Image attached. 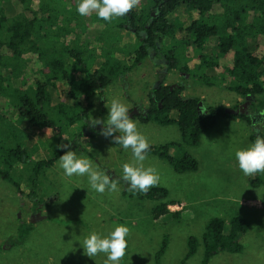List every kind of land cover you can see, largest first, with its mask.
Segmentation results:
<instances>
[{"label": "rangeland", "instance_id": "obj_1", "mask_svg": "<svg viewBox=\"0 0 264 264\" xmlns=\"http://www.w3.org/2000/svg\"><path fill=\"white\" fill-rule=\"evenodd\" d=\"M78 2L79 0H62L64 8L74 13ZM37 5L35 1L34 11L37 10ZM151 7L152 0H140L136 10L144 16L151 12ZM197 18L198 12L186 6L179 7L169 17V21L177 27L178 33L174 37L164 39L160 52L162 57L158 59L153 54L135 67L124 80H117L104 89L103 95L93 101L90 114V122L92 119L104 120L108 115L106 103H110L112 98L120 99L129 106L130 118L138 121L140 132L148 139L151 146L177 143L181 146L172 149L173 156L180 158L188 154L198 161V171L185 173H177L171 165L157 156L150 155L145 161L146 167H154L160 175L157 186L168 189V200L175 201L179 205L171 210L182 211L181 220L167 225L156 224L152 220V210L158 202L132 198L123 180H120L117 192L97 194L90 188L85 177L72 179L64 177L58 167L59 161L45 169L38 179L35 188L36 199L43 200L46 205H43L40 214L34 217V201L29 196L31 190L33 191L32 184L28 181L30 172L28 170L26 173L21 169L22 165L18 164L15 169L25 178L21 184V194L12 183L0 178V247L3 248L0 252V264H105L106 258L103 255H98L94 259L86 256L75 239L82 240L91 232L107 235L112 227L118 224L130 228L129 246L121 264H155V255L160 250L166 235L169 236V244L162 264H182L188 253L187 243L190 237L201 239L207 223L213 218L229 222L236 216L243 217L249 224L248 232L240 237V242L244 246L243 252L220 253L210 264H264V185L260 187L253 185L252 181L256 175L245 176L239 170L234 158L235 150L254 143L251 140L252 136L255 139L264 137L263 116L260 117L262 119L257 125H253V119L249 124L223 118L214 128L203 133L199 146L184 144L182 134L176 125L142 123L135 118L138 116L137 113L140 114L149 107L151 90L160 84L163 74L167 76V85L175 87L180 85L185 88L184 97L201 99L202 109L205 111L208 107L223 106L232 109L234 105L245 101L244 98L231 92L227 84L220 85L219 80L218 84L211 87L192 76L193 68L200 66V54L207 58L218 57V52L213 48L216 44L215 40L210 41L209 46L203 50L188 44L192 39L183 30ZM75 21L77 25L81 21L83 28L76 31L77 35H72V39L75 40H70L71 34L66 37L67 46L78 48L90 45L91 50L96 49L95 56L98 60H92L96 67L100 64L99 54L102 50L112 51L113 58L124 66L133 63L131 54L140 48L141 41L136 37L135 31L117 28L121 19L115 20L108 26L95 14L87 18L79 17ZM75 21H72V26H75ZM86 34L88 36H85ZM261 46L263 51L264 44ZM173 52L181 64L191 67L192 75L184 76L178 70L167 71L165 65L169 62L164 58ZM29 58L31 59L32 56L29 55ZM224 62L231 64L232 57ZM27 73L30 80L28 86L36 88L34 87L36 81L42 79V76L34 70ZM203 73L209 75L210 71L205 70ZM17 84L16 87H24L22 82ZM59 88L64 94L63 101L68 103L69 87L61 85ZM80 103L84 107L87 106L82 100ZM2 106L5 107V105L0 107ZM6 107V110H1L0 113L22 132L25 131L27 136H23L25 140L22 147L28 148L32 160L34 162L49 160L56 146L52 133L40 132L26 124L20 126L22 122L19 123L16 112L11 107L7 105ZM103 111L106 112L105 117H101ZM88 132L89 130L80 123L72 126L63 139L70 142L72 151L90 159L101 169L107 170L112 178L119 179L122 165L133 162L130 150L124 151L121 146L114 144L101 133L92 139ZM78 133L83 137L77 142L86 152L73 147L76 141L75 135ZM258 177L264 181V173L258 174ZM249 201H260V203H249ZM252 204L259 206L257 208L260 209L250 207ZM30 220L35 224L34 231L23 243L11 246L12 240L18 238L21 224ZM203 254V248H200L198 253L185 264H201Z\"/></svg>", "mask_w": 264, "mask_h": 264}, {"label": "trees", "instance_id": "obj_2", "mask_svg": "<svg viewBox=\"0 0 264 264\" xmlns=\"http://www.w3.org/2000/svg\"><path fill=\"white\" fill-rule=\"evenodd\" d=\"M35 1L38 5L34 11ZM47 3L48 0H0V106L11 107L19 123L22 122L20 126L26 124L43 133L50 131L56 141L55 151L49 160L34 162L28 148L22 147L25 140L23 136H27L25 131L22 129V132L0 113V178L12 183L21 194V184L25 178L15 167L20 164L26 173L29 170L28 181L33 188L29 196L34 201V217L46 205L43 200L36 199L38 179L45 169L54 166L64 154L57 145L70 144L63 136L72 126L80 123L89 130L92 139L102 132L90 122L93 101L117 80H124L146 58L153 54L158 59L162 57L160 52L164 39L178 33L169 17L181 6L198 12V18L183 30L192 39L188 44L203 50L210 41L215 40L213 48L218 52V57L213 59L200 54V66L193 68L192 75L191 67L181 64L173 52L164 58L169 62L167 71L178 70L184 76H195L201 83L211 87L218 84L219 80L220 85L227 84L228 89L238 97L249 98L252 110L264 108V50L261 46L264 44V0H152L151 12L141 16L134 9L121 18L117 27L135 31L141 41L140 48L131 54L133 63L124 66L113 58L112 51L102 50L98 67L92 63V60H98L96 49L91 50L90 45L78 48L66 45V37L71 34L70 40H75L72 35H77L76 31L83 28L81 21L78 25L75 21L80 16L64 8L62 0H50ZM72 21L76 22L75 26L71 25ZM229 57H232V62L226 64L224 61ZM30 70L42 76L33 85L36 88L28 86L30 80L27 72ZM205 70H209L210 74L203 73ZM166 77L165 74L161 75L160 84L151 90L146 116H135L142 123L176 125L184 144L188 146H199L203 133L214 128L223 118H240L251 124L249 116L228 114L223 106L208 107L200 113L198 106L201 99L184 97L185 88L167 85ZM19 82L24 87H16ZM61 85L69 87L68 103L63 101L64 94L59 88ZM81 100L86 102V107L81 105ZM5 107H0V111ZM237 108L238 105H234L232 110ZM105 116L106 112L103 111L101 117ZM82 137L81 133L75 135L73 147L86 152L77 142ZM107 138L112 140L111 137ZM251 140L254 142L255 137L252 136ZM12 143L15 144L9 145ZM178 146L181 145L169 143L151 146L149 156L164 160L177 173L198 171V161L192 156L185 154L176 158L171 154L172 149ZM252 183L257 187L264 185L258 174ZM168 196V189L160 186L152 187L146 193H131V197L139 201L158 202L152 210V220L156 224L166 225L181 220L182 214V211H171L170 207L176 206L177 202L168 200ZM34 229L33 221L23 222L18 238L12 240L11 246L23 243ZM248 229L249 224L240 216L229 222L220 218L211 219L201 239L190 237L188 253L182 264L193 258L200 248L204 252L201 264H210L216 255L223 252L241 254L244 246L240 237ZM168 244L169 236L166 235L155 255V264H162ZM2 250L0 247V252Z\"/></svg>", "mask_w": 264, "mask_h": 264}, {"label": "clouds", "instance_id": "obj_3", "mask_svg": "<svg viewBox=\"0 0 264 264\" xmlns=\"http://www.w3.org/2000/svg\"><path fill=\"white\" fill-rule=\"evenodd\" d=\"M139 4L140 0H79L75 11L80 17L87 18L95 14L99 20L112 24L115 20L125 18ZM105 106L108 109L106 119H92L91 125H101V135L111 137L124 151L130 150L133 162L124 163L120 178L115 179L107 170L72 151L70 144H61L57 147L64 154L59 158L58 167L68 179L85 177L90 188L97 194L117 192L120 180L126 182L131 193H146L160 182L157 170L145 166L149 158L150 142L140 132L138 121L130 118V108L126 103L112 98ZM260 114L264 116V113ZM234 158L245 176L264 173V137H257L248 147L235 150ZM129 234L130 228L127 225L118 224L107 235L91 232L82 240H75L89 258L103 255L106 258L105 264H121L128 250Z\"/></svg>", "mask_w": 264, "mask_h": 264}, {"label": "flooded vegetation", "instance_id": "obj_4", "mask_svg": "<svg viewBox=\"0 0 264 264\" xmlns=\"http://www.w3.org/2000/svg\"><path fill=\"white\" fill-rule=\"evenodd\" d=\"M172 87H175V86H172ZM244 99H245V101L238 105L237 110H239V111L243 112L245 115L249 116L251 118V120L254 118L256 120V122H259V120L264 118V116L262 117V115L260 114V113H264V108H262V109L256 108L255 110H252V101H250L249 98H244ZM201 110H202V107H201ZM259 115H261V116H259ZM260 117H262V118L260 119ZM258 126H257V128H258ZM101 127H102L101 125H97V129H101ZM263 127H264V124H263Z\"/></svg>", "mask_w": 264, "mask_h": 264}, {"label": "water", "instance_id": "obj_5", "mask_svg": "<svg viewBox=\"0 0 264 264\" xmlns=\"http://www.w3.org/2000/svg\"><path fill=\"white\" fill-rule=\"evenodd\" d=\"M202 105H203V102H200L199 103V107H198V110H199L200 113H202V110H201ZM226 112L228 114H244L243 112H241L239 110L236 111V110H232V109H229V108H226ZM140 114H143V115L146 116V110L145 111H142ZM137 115H139V113H137ZM253 121H254L253 125H257L258 124V122H256L254 118H253Z\"/></svg>", "mask_w": 264, "mask_h": 264}, {"label": "crops", "instance_id": "obj_6", "mask_svg": "<svg viewBox=\"0 0 264 264\" xmlns=\"http://www.w3.org/2000/svg\"><path fill=\"white\" fill-rule=\"evenodd\" d=\"M156 55V54H155ZM158 66V65H157ZM166 66V65H165ZM167 84V83H166ZM227 119H233V118H227ZM236 122H239V121H242V122H246V121H244V120H242V119H240V118H237V119H234ZM256 202H258V201H249V203H256ZM248 203V202H247ZM258 203H260V201L258 202ZM254 204H252L250 207H255V209H260V208H257V207H259V206H253ZM176 206H179V205H176ZM173 207H175V206H172V207H170V209L171 208H173ZM172 211V210H171Z\"/></svg>", "mask_w": 264, "mask_h": 264}]
</instances>
